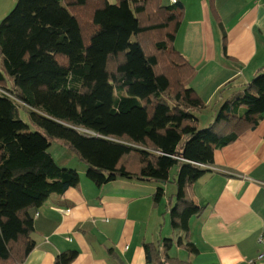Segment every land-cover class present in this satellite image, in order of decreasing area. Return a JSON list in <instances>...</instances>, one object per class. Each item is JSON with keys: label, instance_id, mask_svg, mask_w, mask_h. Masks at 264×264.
I'll return each instance as SVG.
<instances>
[{"label": "trees", "instance_id": "obj_1", "mask_svg": "<svg viewBox=\"0 0 264 264\" xmlns=\"http://www.w3.org/2000/svg\"><path fill=\"white\" fill-rule=\"evenodd\" d=\"M180 3L159 0H16L0 21V264H21L33 249L32 211L79 175L59 166L49 138L62 140L96 185L117 177L165 184L177 166L169 207L175 239L162 250L143 244L152 264H188L189 219L202 207L192 184L213 164L215 149L264 119V67L225 99L204 128L205 104L188 82L194 68L175 48ZM132 39V40H131ZM221 50L226 56L225 32ZM123 93V94H122ZM44 131L30 130L20 117ZM162 186L153 195L158 202ZM77 251L55 256L69 264Z\"/></svg>", "mask_w": 264, "mask_h": 264}, {"label": "crops", "instance_id": "obj_2", "mask_svg": "<svg viewBox=\"0 0 264 264\" xmlns=\"http://www.w3.org/2000/svg\"><path fill=\"white\" fill-rule=\"evenodd\" d=\"M15 2L0 0V21ZM176 2L182 17L174 45L195 70L188 86L205 104L196 115L199 126H206L222 102L264 67V0ZM223 32L226 56L220 50ZM20 117L27 119L21 111ZM74 157L65 159L72 164L65 168L74 169L79 181L50 194L32 211L34 247L21 264H54L56 255L69 250L77 251L69 264H152L143 244L154 243L161 251L163 239L179 235L167 216L175 190L168 197L166 186L154 202L156 189L163 186L158 182L117 177L96 185L86 177V165ZM191 191L203 208L188 223V240L197 251L173 244L168 255L188 264H264L256 258L257 238L264 235V119L215 149L213 164Z\"/></svg>", "mask_w": 264, "mask_h": 264}, {"label": "rangeland", "instance_id": "obj_3", "mask_svg": "<svg viewBox=\"0 0 264 264\" xmlns=\"http://www.w3.org/2000/svg\"><path fill=\"white\" fill-rule=\"evenodd\" d=\"M110 1L114 3V0H110ZM220 50H221V46H220ZM221 52H222V50H221ZM21 112L25 116H27L25 110L21 109ZM200 114H202V113H200ZM203 114H207V113H203ZM23 120L29 125L30 130L40 131L42 134H44V135L47 136V134L44 131H42L41 129H38L36 127H34L33 125H31L26 118H23ZM208 125L209 124H207L206 126H203V124H201V126H199V127L202 129L204 127H207ZM49 142H50V145H49V153H51V155L56 159L58 165H66V166H63V167H70V165H72V164L70 163V161L69 162H66L65 159L66 158H70V157L71 158H76V157H74V154L71 151V149L65 143H63L62 140H59V139H56V138H49ZM61 157H65V158H62L65 162H61ZM74 160H76V159H74ZM77 162H79V161H77ZM176 172H177V166L174 165V166H172V168L169 171V181L162 186L163 189H164V191L166 190V186H167V190L166 191L168 192V194H167L168 197L170 196V193H171L170 192V189L173 188L175 190V184L172 183V179H176ZM167 213H168L167 216L169 217V212H167Z\"/></svg>", "mask_w": 264, "mask_h": 264}, {"label": "built area", "instance_id": "obj_4", "mask_svg": "<svg viewBox=\"0 0 264 264\" xmlns=\"http://www.w3.org/2000/svg\"><path fill=\"white\" fill-rule=\"evenodd\" d=\"M176 0H172V2L174 3ZM257 242L260 246V249L257 253L256 258L258 260H264V235H259L257 238Z\"/></svg>", "mask_w": 264, "mask_h": 264}, {"label": "water", "instance_id": "obj_5", "mask_svg": "<svg viewBox=\"0 0 264 264\" xmlns=\"http://www.w3.org/2000/svg\"><path fill=\"white\" fill-rule=\"evenodd\" d=\"M208 169H209V167H208Z\"/></svg>", "mask_w": 264, "mask_h": 264}]
</instances>
